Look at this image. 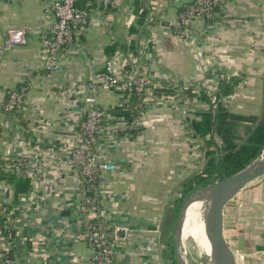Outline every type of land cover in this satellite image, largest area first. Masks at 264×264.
<instances>
[{
  "label": "crops",
  "instance_id": "obj_1",
  "mask_svg": "<svg viewBox=\"0 0 264 264\" xmlns=\"http://www.w3.org/2000/svg\"><path fill=\"white\" fill-rule=\"evenodd\" d=\"M53 1L0 0V156L26 158L43 170L37 178L25 173L32 185L18 201L14 188L0 180V203L14 208L16 235L1 239L0 250L7 247L9 264H87L91 258L84 228L92 219L68 157L80 131L84 87L113 61L119 83L147 75L155 98L139 110L147 121L144 133L120 134L102 150L116 166L103 192V212L116 233L112 264H169L175 211L168 209L192 171L196 147L188 123L209 112L200 94L206 83L216 85L213 70L227 81L244 74L223 100L232 113L262 116L264 95L257 93L264 91V67L255 59L264 55L255 44L264 43V0H230L211 22L188 25L187 36L178 27L193 0H115L104 12L92 11L78 47L64 55L60 71L51 72L40 46L43 29L54 20ZM17 28L26 31L28 44L4 51L7 31ZM22 88L25 109L19 114L27 125L4 110L8 92ZM125 93L100 86L98 106L107 122L119 118L112 115L128 102ZM229 203L224 233L238 262L264 264V178ZM119 229L124 232L117 236Z\"/></svg>",
  "mask_w": 264,
  "mask_h": 264
},
{
  "label": "built area",
  "instance_id": "obj_2",
  "mask_svg": "<svg viewBox=\"0 0 264 264\" xmlns=\"http://www.w3.org/2000/svg\"><path fill=\"white\" fill-rule=\"evenodd\" d=\"M13 1V0H9ZM85 1V7L80 8L79 4ZM229 0H193L185 12L181 14L180 25L183 36H187L185 29L193 21L203 20L211 22L215 17V7L225 4ZM115 0H54L52 10L54 12L53 22L42 31L41 53L45 59L46 69L51 72L61 70V63L64 55L78 47L77 36L86 28L93 12H104L110 9ZM90 9V11H89ZM28 37L23 29H10L6 33L3 44L4 51H13L16 48L26 46ZM114 62H107V72H98L92 76L84 87L82 118L80 131L76 138V143L69 153L70 165L78 171L84 186V197L82 207L91 217L92 221L84 228V237L87 239L91 249V258L87 264H112V254L116 233L103 212L104 195L103 192L108 185L107 175L116 170L115 164L107 162L102 155L104 143L118 138L120 134L131 131H140L147 128V121H144V110L140 111L138 117L128 122L122 117L111 118L106 121L104 111L98 106V95L100 86L112 88L115 91L125 93L127 90L135 91L142 96L144 106L147 108L155 98L154 84L146 77H136L119 84L113 74ZM217 70H213L216 79L215 89H209L205 93L211 98L212 106L217 107L216 93L217 84L220 77ZM228 80L229 78H225ZM230 80V79H229ZM163 84L160 88H163ZM205 91V90H204ZM215 93V95H213ZM211 94V95H210ZM213 95V97H212ZM26 89L13 91L9 94L4 105L5 112L21 113L25 109ZM146 133V131H145ZM193 135V134H192ZM12 169L18 173H29L37 178L42 174L40 170H34V165L30 160L18 163ZM37 174V175H36ZM20 210V208H17ZM14 211L5 213L0 208V216L7 219V228H13ZM3 236L0 231V240ZM0 250V264H9L6 260L7 247L2 245ZM171 262V261H169Z\"/></svg>",
  "mask_w": 264,
  "mask_h": 264
},
{
  "label": "trees",
  "instance_id": "obj_3",
  "mask_svg": "<svg viewBox=\"0 0 264 264\" xmlns=\"http://www.w3.org/2000/svg\"><path fill=\"white\" fill-rule=\"evenodd\" d=\"M85 3V1H82L79 7H85ZM223 6L224 4L217 5L215 7V12H220ZM184 12L185 10H182L181 14ZM219 75L222 77L223 74L219 72ZM237 77L238 78L233 81L220 78L217 84V107L215 110L213 109L211 98L204 91H201V99L209 106V112L203 114L199 119H189L188 128L189 131L193 133L192 138L200 142V149L205 158V165L201 172L186 179L179 186L181 190L179 189L177 200L173 204V210L177 215L184 200L196 189L216 182L220 177L228 178L241 171L256 160L264 150V104L261 117L236 115L223 104V100L233 95L235 87L242 81L241 76ZM20 87L21 86H19V88ZM11 92H8L6 100ZM168 92L170 93V91ZM125 94L128 102L117 109L112 116L122 117L130 122L133 121L136 116L138 117V112L143 108L144 103L142 96L134 90H127ZM13 114L17 115V113ZM19 116L21 121L24 122L23 125H27L25 118H23L21 114H19ZM137 133V131H131L128 134H130V137L134 138ZM215 138L220 140V146H218ZM26 161V158L16 156H0V180L6 185H11L14 188L16 201H18L32 185V179L26 176L24 172L18 173L12 170L15 169L14 166L16 164ZM231 207L232 204L228 203L225 208L224 222L225 219L232 217L230 214ZM0 208L5 213H10L14 210L13 207L3 203H0ZM176 219L177 216L175 215L173 220H171L172 230L175 228ZM6 222L7 219L0 216L1 235L8 241H13L16 236L15 232L10 227L7 228ZM6 251V260L9 261L11 255L7 249ZM170 259L173 264H178L174 254V244Z\"/></svg>",
  "mask_w": 264,
  "mask_h": 264
},
{
  "label": "water",
  "instance_id": "obj_4",
  "mask_svg": "<svg viewBox=\"0 0 264 264\" xmlns=\"http://www.w3.org/2000/svg\"><path fill=\"white\" fill-rule=\"evenodd\" d=\"M261 155L234 175L200 187L182 203L174 228V254L178 264H186L183 255V228L186 213L194 199L202 195L204 203L203 220L206 238L210 244L213 264H240L225 237L224 211L228 203L243 189L264 178V158ZM124 230L119 229L117 236Z\"/></svg>",
  "mask_w": 264,
  "mask_h": 264
},
{
  "label": "rangeland",
  "instance_id": "obj_5",
  "mask_svg": "<svg viewBox=\"0 0 264 264\" xmlns=\"http://www.w3.org/2000/svg\"><path fill=\"white\" fill-rule=\"evenodd\" d=\"M178 28H181V25H179ZM181 29L184 32L183 28H181ZM185 32L188 33V28L185 29ZM226 45H231V43H228V44L226 43ZM255 45L258 49L261 48V50L263 51L262 55H264V43H263V45H261L259 43H256ZM262 55H259V56L262 57ZM255 61H257L256 64H258L259 66H261L263 64L262 67H264V59L259 60V58H257V59H255ZM215 62L219 63L218 61H215ZM261 62H263V63H261ZM145 76H147V75H145ZM236 76H238V75H236ZM239 76L244 77V74H243V76L242 75H239ZM263 76H264V74H262L261 78ZM141 77H143V76H141ZM222 77L224 78L225 76L222 75ZM249 77H250V75H249ZM147 79H148V77H147ZM206 84H208V86L207 85L205 86L206 87L205 91H208L209 89H215V86L213 84H211V83L210 84L206 83ZM161 85L162 84H160L158 86L161 87ZM187 87H189V86H187ZM200 90H201V88H200ZM263 92H264L263 88H260L259 92L257 93L259 95V98H261V99L263 98V95H264ZM213 95H215V93H213ZM213 95H212V97H213ZM253 109L251 108V112L255 113L257 110L255 108L256 111L254 112ZM215 140L217 141L218 139L215 138ZM192 141H193L192 144L195 145V147H196V148H194V146H193V148L196 152L194 154L195 156H191V160L194 159V160H192L193 161V167L191 168L192 171L190 172L191 175L193 176V175H195V174H197L203 170L204 165H205V158H204V155L202 154L201 149H200V146H201L200 142L198 140H196L195 138H192ZM40 170L43 171L42 169H40ZM190 173L187 174L188 178H190V176H191V175H189ZM179 189H180V187H178L177 190L175 191L177 197H178V192L181 190V189L180 190ZM171 206H172V204H171ZM172 208L173 207H170L168 209V211L171 212ZM175 215L177 216V213ZM163 237H165V236H163ZM173 239H174V230H172V228H171L170 233H169V237H168V241H169V243H171V246L169 249L170 251L169 250L166 251L167 253H169L168 254L169 256L172 254V250H173ZM183 245H184V248L186 249V251L188 252V255L185 257L186 264H206V261H205L206 258H205L204 252L200 248L197 240L188 238L187 240H183ZM169 264H171V262Z\"/></svg>",
  "mask_w": 264,
  "mask_h": 264
},
{
  "label": "bare ground",
  "instance_id": "obj_6",
  "mask_svg": "<svg viewBox=\"0 0 264 264\" xmlns=\"http://www.w3.org/2000/svg\"><path fill=\"white\" fill-rule=\"evenodd\" d=\"M262 158H264V153ZM204 206L202 195L197 196L186 213L182 237L183 240H187L188 238L197 240L200 248L204 252L206 264H213L210 254V244L205 234L203 220ZM183 251V255L186 257L188 252L185 248Z\"/></svg>",
  "mask_w": 264,
  "mask_h": 264
}]
</instances>
